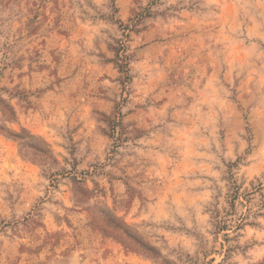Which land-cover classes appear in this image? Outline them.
<instances>
[{"label":"rangeland","instance_id":"374dc122","mask_svg":"<svg viewBox=\"0 0 264 264\" xmlns=\"http://www.w3.org/2000/svg\"><path fill=\"white\" fill-rule=\"evenodd\" d=\"M0 264H264V0H0Z\"/></svg>","mask_w":264,"mask_h":264}]
</instances>
